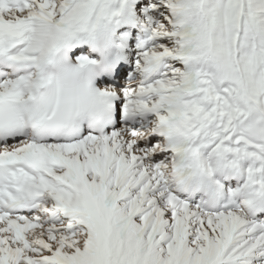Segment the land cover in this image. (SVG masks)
Masks as SVG:
<instances>
[{"label": "snow or ice", "instance_id": "obj_1", "mask_svg": "<svg viewBox=\"0 0 264 264\" xmlns=\"http://www.w3.org/2000/svg\"><path fill=\"white\" fill-rule=\"evenodd\" d=\"M0 264H264V0H0Z\"/></svg>", "mask_w": 264, "mask_h": 264}]
</instances>
